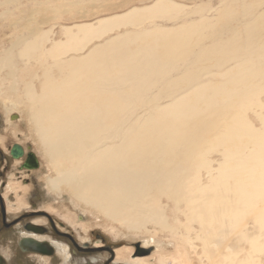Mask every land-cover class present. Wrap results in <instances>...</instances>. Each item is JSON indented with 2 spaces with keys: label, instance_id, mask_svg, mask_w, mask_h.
<instances>
[{
  "label": "bare ground",
  "instance_id": "6f19581e",
  "mask_svg": "<svg viewBox=\"0 0 264 264\" xmlns=\"http://www.w3.org/2000/svg\"><path fill=\"white\" fill-rule=\"evenodd\" d=\"M54 1L66 12L72 0ZM32 3L33 9L47 5L56 16L21 15L8 26L18 32L8 33L10 46L2 52L0 70L9 71L11 93L22 84L27 94L8 97L0 85V95L8 98L2 102L6 112L23 108L33 127L53 173L43 176L47 192L58 194L66 186L73 202L128 226L154 221L175 248L179 242L194 254L201 249L199 257L209 264H262L261 4L243 9L220 0L217 7H189L159 0L72 27L55 26L57 14L64 12L49 0ZM227 21L236 31L225 29ZM142 25L147 27L138 33L103 41L120 28ZM95 40L102 42L89 48ZM114 45L125 46L120 58L105 60ZM55 66L61 70L57 78L51 76ZM30 79L38 82L37 92L30 91ZM178 89L180 95L174 96ZM149 97L150 105L158 106L155 112L131 120L133 113L126 108L145 105ZM125 213L137 215L130 219ZM174 216L183 221L170 222ZM60 218L80 244L90 240L85 225ZM251 222L259 236L249 235ZM54 245L59 251L61 244ZM126 251H115V264H150L148 257L130 258L133 249ZM106 257L74 256L73 264H100ZM157 259V264L169 262Z\"/></svg>",
  "mask_w": 264,
  "mask_h": 264
},
{
  "label": "rangeland",
  "instance_id": "374dc122",
  "mask_svg": "<svg viewBox=\"0 0 264 264\" xmlns=\"http://www.w3.org/2000/svg\"><path fill=\"white\" fill-rule=\"evenodd\" d=\"M50 4L55 7V9H60L63 13L64 10L60 8L59 3L54 0H49ZM159 0H72L68 4V9L64 14H57L56 21L54 22L55 26H75L81 24H89L95 23L96 21L103 20L105 18L118 15L124 13L132 8H145L151 6L155 2ZM173 1V0H172ZM177 3L185 4L189 7H197L200 5H208L209 7H217L219 5L220 0H174ZM230 2H234L236 7L247 8L249 3L258 2L261 4L260 10H264V0H228ZM41 2V0H38ZM40 5V6H39ZM57 6V7H56ZM44 9H41V8ZM47 5L38 4V7L35 9H41L34 13L32 0H18L14 1L13 4L6 3V0H0V20L4 18H8L9 22H0V58L5 56L4 51L5 48H9L11 38L8 37L11 34L12 36L17 35L18 30H14L13 27L11 29L8 28L9 25L13 24V22L21 15H30L33 14L38 18L39 13L42 18L44 16H56L51 13L49 10H46ZM49 11V13H48ZM5 15H1L4 13ZM9 12V13H8ZM24 12V13H22ZM22 13V14H20ZM242 13V10H241ZM243 14V13H242ZM41 19V17H39ZM5 23V24H3ZM53 24V21L51 25ZM176 24H182V22H176ZM233 22L227 21L226 28L228 30H235L232 27ZM166 25L170 26L171 23H166ZM13 26V25H12ZM145 27L142 25L140 28L136 27H123L117 31L111 32L107 37L103 39V41L108 40L109 37H113L117 34L120 38H124L128 34H135L139 31H142ZM48 27L46 26L45 29ZM43 30V29H39ZM57 30V31H56ZM54 32H59V29L56 28ZM122 33V34H120ZM5 36V38H4ZM56 39H61L58 37ZM9 41V42H8ZM95 40L93 41L92 46L99 44L101 41ZM125 46L114 45L112 47L113 53L104 57L105 60H113L120 58L119 53L123 50ZM127 47V46H126ZM126 49V48H125ZM197 50L193 51L192 58L195 56ZM60 68H53L51 70V76L53 78H57L60 74ZM9 71L6 68L0 70V85H3L1 89L4 93L9 97L13 96H26V88L24 85L20 84L17 92L11 93L8 89V85L11 79L8 76ZM18 75V74H17ZM175 76L176 73H173ZM205 75V74H204ZM19 77V75H18ZM27 78L23 79V82H26ZM28 87L30 91L37 92L39 90L38 82L35 79H30L28 83ZM16 87L13 86V89ZM180 89H178L175 95H180ZM183 92L182 94H184ZM122 95L129 98V93L127 90H124ZM8 99L7 97L3 98L0 95V149L1 152H7V149L14 143L22 146L26 151L34 154L36 159L38 160L39 168L36 170H32L31 172H19L17 167L19 163H15L17 161H11V165L8 164L9 172L7 174L6 188L3 193V200L5 202V209L9 214H6L8 217V221H11L17 217L18 223L14 224V227L11 229V233H0V240H9L10 243L6 246V255L12 257V264H35L33 261H36L35 258L25 255H20L16 249L15 243L18 238L21 236L20 232H25L24 223L33 222L35 220L41 221L40 224L47 228V233L44 236V239L53 240V241H61L66 243L67 236L63 235V233L69 234L71 239L73 238L78 242V238L75 235V232L71 226L65 224V222L60 218L62 216L70 217L71 220H75L79 224L85 225L86 232L90 236V240L92 243L86 245V247L90 248L88 250H76L77 255L76 258L82 257L81 255H86L87 253L91 254H106L105 249L95 248L97 243H104L106 247L112 248L115 250L126 251L133 249L131 257L147 258L150 264H157V258L163 257L167 259V264H209L204 259H201L200 253L201 249L197 250L198 257L196 254L191 252L188 248H186L182 243H177V248L174 246L173 239L169 237L166 231L155 226L154 221L142 222L138 225H126L114 218H109L103 215L101 212L97 211L93 206L87 205L81 202H73L68 194V190L66 186H61L58 194L55 192H47V189L44 188L45 181H43V176H53V173L50 172L49 168H47V161L44 158V152L41 144L36 140L33 135V127L27 122L25 111L23 108H18L17 110L8 111L3 105V100ZM128 100V99H127ZM151 97L147 98L145 101V105H140L133 107L131 109L126 108V110H130L133 113V117L131 120L135 118H143L144 116L153 114L155 109L158 106L150 105L149 101ZM130 114V112L128 113ZM252 116V115H251ZM253 121V118L251 119ZM255 123V122H254ZM42 155V156H41ZM43 157V158H42ZM44 159V160H43ZM8 162V160H7ZM3 164V163H2ZM19 176V178H18ZM26 180L28 182L27 185L24 186L25 181L21 182V180ZM11 187V188H10ZM12 214H11V213ZM39 212V213H32ZM46 213L51 221L54 223L56 230L60 231L59 233H52V230L49 228V223L46 218L40 219L41 213ZM125 215L132 219L136 213H125ZM167 217V215H166ZM77 218L79 219L77 221ZM167 218V222H168ZM174 221H183L180 217L174 216L170 222ZM17 225V226H16ZM250 236H259V228L254 223L251 222L249 226ZM78 232V230H77ZM81 233V231H79ZM147 235V236H146ZM151 236V237H150ZM69 239V237H68ZM152 239V240H151ZM65 240V241H63ZM145 240V241H144ZM152 243H150V242ZM154 241V242H153ZM149 243V244H148ZM163 245H162V244ZM157 244L161 245L158 249ZM95 245V246H94ZM137 249H142L141 252H137ZM73 248H71V251ZM148 252V253H147ZM84 253V254H82ZM126 254H130V252L126 251ZM108 255V254H107ZM149 255V256H148ZM157 256V258L155 257ZM28 258V260H26ZM107 258V259H106ZM104 260V264L108 260V256ZM50 260H55V257L48 258ZM156 260V261H155ZM262 264H264V256L261 258ZM222 261V260H220ZM44 264V262L42 261ZM38 264L41 262L38 261ZM51 264H60L51 263ZM113 264V263H112Z\"/></svg>",
  "mask_w": 264,
  "mask_h": 264
},
{
  "label": "flooded vegetation",
  "instance_id": "af4514ba",
  "mask_svg": "<svg viewBox=\"0 0 264 264\" xmlns=\"http://www.w3.org/2000/svg\"><path fill=\"white\" fill-rule=\"evenodd\" d=\"M15 145H18V144L14 143L13 145H11L9 149H7V152H1V149H0V233H3L4 235L6 233L10 234L11 229L14 227V224H17L19 222L18 221L19 217L11 221H8V217L6 216V214H9L8 213L9 211L7 212V210L5 209L3 193L6 188L5 180L7 178V174L10 168L8 164L11 165L10 161L19 162V165L17 167L19 172L17 173H20L22 171L24 172L32 171V170H27L23 168V165L25 164L29 165V162H27V160H28V155L30 154V152L26 151L22 146L18 145L19 147L18 153H20V157L18 159H14L12 157L11 151H12L13 146ZM23 181H25L24 186L28 184L26 180L22 179L21 182ZM32 213H39V212H32ZM40 213L42 216L40 217V219L46 218L48 220V223H49L48 225H49L50 230H52V233L56 232L60 234V231L56 230L55 225L51 221L50 217L44 212H40ZM23 225L25 228V232L22 236H20V238H18V240L15 243V246L20 255L29 256L28 258L33 257L35 258V260L38 259L37 263L36 261H33L35 264H38V261L41 262V264H43L42 261L44 262V264H51L53 262L54 263L59 262L60 264H73V257L78 256L76 250L78 249L88 250L90 248L86 247V245L88 244L90 245L92 243V241H86V242H83L82 244H80L79 242L78 244V242H76V240H74L73 238L71 239L72 236H70L67 233H63V235L67 236V239H66L67 244L61 241H53V240L44 239V236L46 235L45 233H47L46 227L42 226L40 223H35L34 221L27 222V223L25 222ZM54 242H59L61 244L59 251L55 247ZM9 243H10L9 240H0V264H12V257L7 256L6 251H5L6 246ZM103 244L104 243H100V246L99 247L95 246V248L105 249L106 254L104 255L108 256V260L105 264H112V263L115 264L114 259H115L116 250L114 251L112 248L106 247ZM71 248H73L72 251H71ZM87 255H96V254L87 253L86 256ZM53 256L55 257V260L48 259ZM81 256L82 257L80 258H83L85 254ZM135 256L137 257V254H135ZM28 258H26V260H28ZM134 259L135 258H133V260ZM105 260H102L100 264H104ZM25 264H30V263L25 262Z\"/></svg>",
  "mask_w": 264,
  "mask_h": 264
},
{
  "label": "water",
  "instance_id": "95a60500",
  "mask_svg": "<svg viewBox=\"0 0 264 264\" xmlns=\"http://www.w3.org/2000/svg\"><path fill=\"white\" fill-rule=\"evenodd\" d=\"M18 148H19L18 145L13 146V148H12L11 155L14 159H18L20 157V153H18V150H19ZM27 162H29V165L25 164V165H23V168H25L27 170L38 169V160L36 159V156L34 154L30 153L28 155Z\"/></svg>",
  "mask_w": 264,
  "mask_h": 264
}]
</instances>
